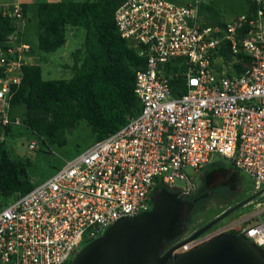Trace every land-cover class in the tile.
Listing matches in <instances>:
<instances>
[{"label": "built area", "instance_id": "built-area-1", "mask_svg": "<svg viewBox=\"0 0 264 264\" xmlns=\"http://www.w3.org/2000/svg\"><path fill=\"white\" fill-rule=\"evenodd\" d=\"M247 2L251 11L223 28L199 23L203 0H124L115 9L118 34L145 59L134 82L140 111L0 208V264H68L115 221L148 212L155 184L181 181L183 190L174 193L183 197L187 171L216 157L249 177L255 192L264 190V0ZM0 16L16 28L0 42L3 143L7 130L23 125L11 102L23 68L35 63L31 47L16 39L25 23L21 6H1ZM233 66L240 70L230 73ZM178 78L181 91L171 83ZM244 221L218 224L177 254L231 231L264 250V220Z\"/></svg>", "mask_w": 264, "mask_h": 264}, {"label": "trees", "instance_id": "trees-1", "mask_svg": "<svg viewBox=\"0 0 264 264\" xmlns=\"http://www.w3.org/2000/svg\"><path fill=\"white\" fill-rule=\"evenodd\" d=\"M123 1H59L37 5V49L40 57L55 53L65 44L68 27L84 32L81 49L72 55L69 78L43 80L39 65L24 67L21 86L11 102L13 114L18 115L16 112L21 111L18 116L23 126L48 145L65 147L66 135L79 122H84L95 143L99 142L117 132L129 118L139 113L134 82L136 72L144 67L145 59L138 57L136 50L120 37L115 27L113 15ZM20 6L26 18V8ZM248 10L251 11L249 4ZM217 25L224 27V24ZM15 31L13 21L0 16V42ZM223 53H226V48ZM235 68L237 72L240 70L239 66ZM171 83L181 91L184 80L178 78ZM179 90L178 94L182 93ZM11 130H7V138ZM28 166V161L12 159L5 142L0 143V208L35 187L27 178ZM207 168L215 171L217 167L209 165ZM163 189L169 190L166 186L155 184L152 193ZM149 205L152 208L151 197ZM192 208L189 204L188 213ZM186 225L176 230L168 246H174L186 237ZM230 234L238 233L231 231ZM166 245L163 243V251ZM256 250L264 256V250Z\"/></svg>", "mask_w": 264, "mask_h": 264}, {"label": "rangeland", "instance_id": "rangeland-1", "mask_svg": "<svg viewBox=\"0 0 264 264\" xmlns=\"http://www.w3.org/2000/svg\"><path fill=\"white\" fill-rule=\"evenodd\" d=\"M59 1L82 2L85 0H0L1 5L19 3L25 6V23L22 24L19 31V39H16L31 47V54L33 55L31 60L34 61V65L40 66L43 80L69 78L71 75L70 67L73 64L72 55L81 49L84 41L82 30L68 27L65 44L55 53L40 57L37 49L39 33L37 5ZM247 10V0H203L198 10L197 19L201 25L213 27L217 24L231 22L236 17L245 14ZM219 65V61L214 63L216 69ZM222 65L227 69V64L223 63ZM235 72V67H231L230 73ZM20 112L16 113L20 115ZM66 139L67 144L63 148L51 146L22 125L11 130L5 141V148L12 159L29 162L26 169L27 178L33 186H38L60 170L67 160L95 143L94 136L84 122H79L77 127L66 135ZM31 143L35 145L34 150L29 149ZM209 165H216V170L207 168ZM223 166L225 169H222ZM187 174L191 177L190 189L181 198L188 203V206L192 204L193 208L187 214L184 222V226L187 223L186 228L188 230L184 239L232 206L257 193L254 191L249 177L235 171L230 162L220 157H216L196 172L188 170ZM184 185L183 182L176 181L169 187V190L171 192L183 190ZM243 220H245L244 226H250L259 220H264V194L222 220L219 225Z\"/></svg>", "mask_w": 264, "mask_h": 264}, {"label": "water", "instance_id": "water-1", "mask_svg": "<svg viewBox=\"0 0 264 264\" xmlns=\"http://www.w3.org/2000/svg\"><path fill=\"white\" fill-rule=\"evenodd\" d=\"M263 192H257L232 206L186 239L163 251V243H169L176 230L183 228L189 206L170 190L154 191L152 208L148 212L115 221L101 236L85 245L70 264H264V256L232 234H221L203 246L177 254L183 246Z\"/></svg>", "mask_w": 264, "mask_h": 264}, {"label": "crops", "instance_id": "crops-1", "mask_svg": "<svg viewBox=\"0 0 264 264\" xmlns=\"http://www.w3.org/2000/svg\"><path fill=\"white\" fill-rule=\"evenodd\" d=\"M16 4H19V3H16ZM8 5H10V4L5 3V4L1 5V6H8ZM19 5H20V4H19ZM21 5H22V4H21Z\"/></svg>", "mask_w": 264, "mask_h": 264}, {"label": "flooded vegetation", "instance_id": "flooded-vegetation-1", "mask_svg": "<svg viewBox=\"0 0 264 264\" xmlns=\"http://www.w3.org/2000/svg\"><path fill=\"white\" fill-rule=\"evenodd\" d=\"M167 245H166V249H168V248H170V246H168V243H166ZM172 247V246H171ZM166 249H165V251H166Z\"/></svg>", "mask_w": 264, "mask_h": 264}, {"label": "bare ground", "instance_id": "bare-ground-1", "mask_svg": "<svg viewBox=\"0 0 264 264\" xmlns=\"http://www.w3.org/2000/svg\"><path fill=\"white\" fill-rule=\"evenodd\" d=\"M234 214V213H233ZM231 216V215H230Z\"/></svg>", "mask_w": 264, "mask_h": 264}]
</instances>
